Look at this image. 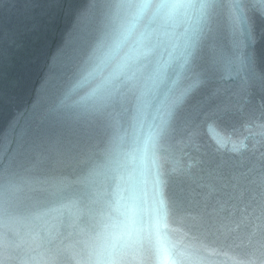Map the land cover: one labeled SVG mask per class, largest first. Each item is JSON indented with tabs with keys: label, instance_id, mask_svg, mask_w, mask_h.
<instances>
[{
	"label": "water",
	"instance_id": "95a60500",
	"mask_svg": "<svg viewBox=\"0 0 264 264\" xmlns=\"http://www.w3.org/2000/svg\"><path fill=\"white\" fill-rule=\"evenodd\" d=\"M170 63L106 102L73 85L113 0H0V264H76L124 152L180 264H264V0H202Z\"/></svg>",
	"mask_w": 264,
	"mask_h": 264
},
{
	"label": "clouds",
	"instance_id": "9594fccd",
	"mask_svg": "<svg viewBox=\"0 0 264 264\" xmlns=\"http://www.w3.org/2000/svg\"><path fill=\"white\" fill-rule=\"evenodd\" d=\"M202 0H113L106 31L73 85L84 102H106L125 84L147 78L149 63H170L172 52L194 37ZM149 134L124 152V167L95 224L76 241V264H180L151 209L135 196L138 168L154 143Z\"/></svg>",
	"mask_w": 264,
	"mask_h": 264
}]
</instances>
